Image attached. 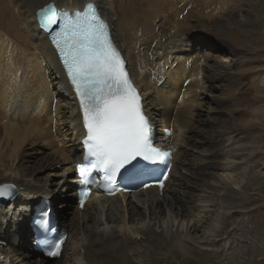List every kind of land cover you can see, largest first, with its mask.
<instances>
[{
    "label": "bare ground",
    "instance_id": "1",
    "mask_svg": "<svg viewBox=\"0 0 264 264\" xmlns=\"http://www.w3.org/2000/svg\"><path fill=\"white\" fill-rule=\"evenodd\" d=\"M52 1L60 10L97 5L152 121L158 130L172 129L167 146L177 150L163 194L149 188L130 196H91L83 211L77 205L71 211L85 132L72 87L37 20L38 9ZM234 6L233 0H0V185L19 190L10 207L25 203L9 233L2 228L5 216L12 217L5 210L9 204H0V255L6 258L0 264H68L72 248L88 264L226 259L230 253L225 248L219 253L211 239L216 232L222 237L232 232L227 212H242L245 199L233 187L243 181L242 169L249 162L264 164V154L243 155L240 164L246 165L237 180L228 183L215 173L221 167L229 171L220 160L224 149L233 137L245 139L253 130L252 109L264 103V73L244 60L242 47L250 40L235 28L240 8L228 18ZM208 90L217 107L206 114L215 110L225 117L200 123ZM261 136L262 141L264 132ZM218 179L220 185L212 183ZM202 193L209 195L206 201ZM43 199L53 206L60 231L68 233L59 259L37 257L32 245L30 222ZM217 205L226 210L222 216Z\"/></svg>",
    "mask_w": 264,
    "mask_h": 264
},
{
    "label": "snow or ice",
    "instance_id": "2",
    "mask_svg": "<svg viewBox=\"0 0 264 264\" xmlns=\"http://www.w3.org/2000/svg\"><path fill=\"white\" fill-rule=\"evenodd\" d=\"M37 16L40 28L51 35L80 98L87 132L85 160L91 167L114 177L138 158L168 164L171 153L153 145L140 94L96 8L89 4L84 11L70 15L49 5ZM6 188L0 187V196L11 194ZM87 195V190L81 192V206ZM63 242V238L52 242L47 254L59 256Z\"/></svg>",
    "mask_w": 264,
    "mask_h": 264
},
{
    "label": "rangeland",
    "instance_id": "3",
    "mask_svg": "<svg viewBox=\"0 0 264 264\" xmlns=\"http://www.w3.org/2000/svg\"><path fill=\"white\" fill-rule=\"evenodd\" d=\"M233 2L236 3V6L238 8H240L237 15L238 18L235 17V19H237V22L235 24V28L237 29L236 31L246 40H250L247 41L245 46L242 47V51H245L243 56L244 60L247 59L246 61L248 65L254 63L257 66L256 70H259L264 73V0H233ZM237 7H235L232 12L230 11V9L227 10V12L231 13V15H228V18L229 16L230 18H234L233 14L236 11L235 9H237ZM244 7L246 8L245 12L242 11ZM253 8L255 10H253ZM217 54H219V56L221 57L223 56V54L221 53ZM258 57L259 60L256 59ZM261 87H264V79L263 81H261ZM207 94L208 95H205L203 97L205 99V102H203V114L201 115L202 121H200V123H203V121H205L211 116H213V118L214 116H216L215 120L217 118L219 119L225 117V114H218V112H215V110H212V112H210L211 115L206 114V111L208 109H215L217 107V104H215L212 99H210L211 95L209 93V90L207 91ZM237 96L240 97L242 96V94H237ZM252 112L253 116L250 118L248 125L255 124L253 130H250L245 134V139H235V137L230 139L229 143L231 144L228 145L226 149H224V154L220 159L223 162L221 164H227L231 171L230 169L229 171L223 170L221 167V170L215 172L218 173L219 179H224V181L228 183L232 182V180H237V172L241 171L240 167L246 165L244 164V162L240 164L242 162V160L240 159L241 156L244 155L243 157H247V159H249L253 156L264 154V138L261 141V138L263 136L258 137L259 134H262V132H264V103H257V105L253 107ZM207 121L208 120H206L205 122ZM262 163H264V161ZM248 165L247 169H242V171L245 173L243 176V181L239 184H233V187L236 186L235 189L237 191L242 192V198L245 199V204L242 208V212L238 213L235 211L232 213V210H230V212H227L225 214L226 210L220 208L222 205H217L219 210L222 211L220 213V216L225 214L224 216L230 217V220L232 222V232L229 234V236L225 235L224 237H222L221 235H219V233L221 232H216L215 234L217 235L214 236V238L212 237L213 239H211V241L215 244V247L218 248L219 253L223 248H225L226 253H230L223 262L220 261L218 264H264V164L259 165L256 163L254 166H251V163L249 162ZM247 177L249 178L247 179ZM229 178L232 180H230ZM219 179L214 182L212 181V183L220 185ZM244 184H246V187H243ZM257 192H259V194ZM203 193L202 195H200L201 197H203L201 199L203 201H206L208 199L207 196L209 195L207 194V196L204 197ZM200 196L198 198H200ZM201 199H197V202L200 204V206H203L205 202H202ZM220 200L218 198L216 200V203L221 204L222 200ZM72 204L73 207L71 211H74L76 207V197H73ZM23 205L25 206V203H21L18 206L14 205L10 207L9 204V206L5 208L6 213H9V216H12L11 218L5 216L6 218L2 221V228L6 231V233H9L11 230L16 228V225H13V222L16 221V216L19 213L17 209L24 207ZM0 210H2V208H0ZM13 212L16 215L13 214ZM172 219L173 217H170V220ZM177 224H179V221L175 223L173 229L176 228ZM184 224H186V222ZM123 226L125 228L126 225ZM130 227L131 226L128 225V228ZM216 238L219 240L216 241ZM28 240V243L30 242L31 245L30 239ZM36 256L38 257V255ZM0 258L2 260H5V254H1ZM67 258L68 264L72 261L74 264H88L87 260H84L85 258L79 255L75 248H72L69 251ZM140 260H142V258H140ZM15 262L16 264H23L20 263L19 260Z\"/></svg>",
    "mask_w": 264,
    "mask_h": 264
},
{
    "label": "water",
    "instance_id": "4",
    "mask_svg": "<svg viewBox=\"0 0 264 264\" xmlns=\"http://www.w3.org/2000/svg\"><path fill=\"white\" fill-rule=\"evenodd\" d=\"M51 5H53V4H51ZM37 20H39L38 16H37ZM3 186H7L6 191L10 190L11 194L0 196V204L1 205H8L11 202V200H13L14 198H16L18 196L19 190L15 185H13L11 183H5V184L0 185V187H3Z\"/></svg>",
    "mask_w": 264,
    "mask_h": 264
}]
</instances>
